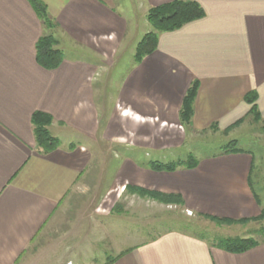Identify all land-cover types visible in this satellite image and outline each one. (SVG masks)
I'll use <instances>...</instances> for the list:
<instances>
[{"label":"crops","instance_id":"1","mask_svg":"<svg viewBox=\"0 0 264 264\" xmlns=\"http://www.w3.org/2000/svg\"><path fill=\"white\" fill-rule=\"evenodd\" d=\"M41 1L55 26L43 23L30 0H0V264H20L62 206L76 201L95 155L121 189L178 194L181 206L200 216L239 220L262 213L251 150L220 149L197 158L194 168L174 171L150 163L172 161L163 156L180 150L185 127L236 139L253 118L245 101L251 91L264 119V0H193L205 17L161 33L157 49L140 63L136 46L153 30L149 10L173 0ZM44 34L64 53L58 68L37 60ZM194 80L200 85L192 124L184 126L180 109ZM37 111L53 117L49 129L60 140L48 154L37 145ZM113 257L103 264H264V242L229 252L168 231L117 245Z\"/></svg>","mask_w":264,"mask_h":264},{"label":"rangeland","instance_id":"2","mask_svg":"<svg viewBox=\"0 0 264 264\" xmlns=\"http://www.w3.org/2000/svg\"><path fill=\"white\" fill-rule=\"evenodd\" d=\"M125 61L118 68L123 70ZM253 120L236 139L211 131L197 133L185 127L182 147L175 151L178 154L163 157L168 161L187 159L190 154L200 158L217 153L222 146L238 139L239 146L255 155L252 180L264 203V119ZM100 157L95 155L93 171L79 183L76 201L62 206L23 254L20 264H103L115 255L117 245L130 247L168 231H185L213 244L218 237L262 240L264 236L258 232L264 227V220L220 223L183 208V202H163L147 194L121 189L119 182L113 180L108 163L102 167ZM112 183L115 185L111 186Z\"/></svg>","mask_w":264,"mask_h":264},{"label":"trees","instance_id":"3","mask_svg":"<svg viewBox=\"0 0 264 264\" xmlns=\"http://www.w3.org/2000/svg\"><path fill=\"white\" fill-rule=\"evenodd\" d=\"M34 5L39 17L47 27L55 26V22L49 17L47 7L41 0H30ZM205 10L197 1L193 0H173L158 6L152 7L148 12V20L153 26V30L146 33L138 42L135 51V61L140 63L146 56L153 53L159 42V35L165 32H171L182 28L193 21L205 17ZM37 60L41 66L46 69L58 68L63 60L64 53L58 48V41L52 34H44L40 37L36 44ZM199 81L194 80L188 88L181 105L180 117L183 125L190 126L194 113V102L199 89ZM245 101L252 104L250 113L253 115L254 121L262 120L261 114L256 105V92L251 91L246 94ZM32 123L34 133L39 150L48 154L60 145L59 138L52 135L49 127L53 123V117L42 111L34 112L32 115ZM244 148L239 146L238 140H232L221 147L222 153L240 152ZM198 163V159L190 154L187 159H179L176 161L162 162L152 161L150 167L157 171H174L180 167L194 168ZM126 189L136 191L141 194H147L163 202L181 203L182 198L178 194H167L159 191L148 190L139 186L128 185ZM214 221L220 223H247L249 221L264 220V210L260 216L254 218H244L240 220L217 218L207 216ZM264 234V227L258 230ZM264 242L254 237H218L215 245L229 252H244ZM116 257H111L108 263L113 262Z\"/></svg>","mask_w":264,"mask_h":264}]
</instances>
